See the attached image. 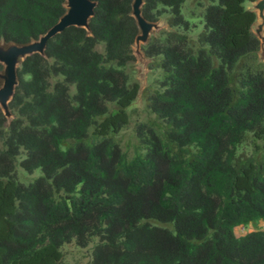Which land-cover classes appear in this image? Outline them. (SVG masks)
Returning a JSON list of instances; mask_svg holds the SVG:
<instances>
[{"label":"trees","instance_id":"trees-1","mask_svg":"<svg viewBox=\"0 0 264 264\" xmlns=\"http://www.w3.org/2000/svg\"><path fill=\"white\" fill-rule=\"evenodd\" d=\"M90 1L88 31L68 27L43 55L21 61L8 103L15 116L7 123L0 110V264H60L63 244L85 247L93 238L90 264H264V229L235 235L264 219V165L235 162L246 132L262 140L264 156V71L243 69L237 90L229 83L258 50L256 16L244 6L257 0H210L197 50L175 32L146 45L164 73L147 106L177 151L142 125L136 134L146 152L130 161L108 135L127 124L124 109L138 92L121 69L138 34L133 0ZM183 3L143 0L141 15L156 22L160 5L169 27L185 32ZM64 4L0 0V41H37ZM20 156L24 172H41L27 185L16 178Z\"/></svg>","mask_w":264,"mask_h":264},{"label":"rangeland","instance_id":"rangeland-1","mask_svg":"<svg viewBox=\"0 0 264 264\" xmlns=\"http://www.w3.org/2000/svg\"><path fill=\"white\" fill-rule=\"evenodd\" d=\"M211 3L210 0H184L181 7V14L184 19L189 21L191 28L188 31H183L178 28L169 27L168 9L157 6L158 16L156 22L144 21L140 16L141 5L132 8V15L138 28V34L131 47L133 60L126 63L121 69L127 76L128 84H136L138 92L136 98L131 104L124 109L128 117V122L118 132L110 133L108 137L111 138L120 148L127 161L132 160L137 156H144L146 149L140 143L136 130L138 126H145L152 128L155 134L167 146V148L175 153L177 151L175 145L169 142L167 138V131L169 126L148 108V97L154 92H161V81L164 78V73L160 68V57H147L144 54V48L154 40L163 41L166 35L170 32L185 35L189 40L190 47L197 50L199 44L197 42L198 35L203 29L202 15L207 5ZM245 8L255 13L256 20L251 27L252 34L259 41L258 50L252 54L242 58L239 66L235 67L230 73L229 83L235 90L239 89L240 75L243 69H250L252 71H264V0H257L255 2H245ZM16 47L13 44L0 41V63L2 70H0V89L3 88L7 81L6 59L9 52ZM95 51L103 53V45L99 44L95 47ZM21 60L17 64L20 66ZM110 66L117 68L115 63H110ZM53 82V80H52ZM71 90L70 92H72ZM10 98V97H9ZM9 98L4 103L0 102V110L2 111L7 123L15 116V113L10 111L8 107ZM109 113L117 111V107L113 104H108ZM102 118H97V122ZM92 131L89 130V138L85 140L86 144L92 141ZM73 141H67L63 144L62 148L71 145ZM187 151L192 154L195 152L194 147L187 148ZM23 156L18 157L15 165L16 178L18 182L27 185L41 176L39 170L31 173L24 172L18 165L19 160ZM253 162L257 165H264V156L262 154V140L255 137L253 134L246 132L243 136L241 143L235 150L236 164L243 165L248 162ZM161 227L172 230L170 225H159ZM264 229V219L251 222L245 229L236 231V236H242L247 232ZM98 243L96 238L85 247H79L74 242L63 244L60 247L61 261L60 264H90L91 252L95 244Z\"/></svg>","mask_w":264,"mask_h":264},{"label":"water","instance_id":"water-1","mask_svg":"<svg viewBox=\"0 0 264 264\" xmlns=\"http://www.w3.org/2000/svg\"><path fill=\"white\" fill-rule=\"evenodd\" d=\"M142 3L143 0L132 1V17V8H134L135 6L138 7L140 5L142 6ZM64 6L66 9L64 15L37 41H33L26 45L13 44L16 47H13L6 59L7 81L5 86L0 89V102L4 103L9 97L10 101L13 95L14 88L17 85L16 66L19 63V60L23 61L26 57L32 54L43 55L46 42L68 27H79L88 31V22L89 19L93 16L95 3L90 0H65ZM140 16L143 19L141 10Z\"/></svg>","mask_w":264,"mask_h":264}]
</instances>
